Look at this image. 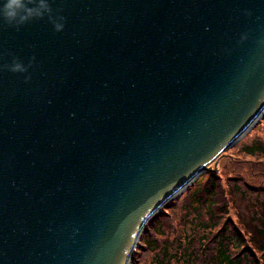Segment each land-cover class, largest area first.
Returning <instances> with one entry per match:
<instances>
[{"label":"water","instance_id":"obj_1","mask_svg":"<svg viewBox=\"0 0 264 264\" xmlns=\"http://www.w3.org/2000/svg\"><path fill=\"white\" fill-rule=\"evenodd\" d=\"M52 4L62 31L0 22V66L36 58L0 67V264H130L263 117L264 0Z\"/></svg>","mask_w":264,"mask_h":264},{"label":"trees","instance_id":"obj_2","mask_svg":"<svg viewBox=\"0 0 264 264\" xmlns=\"http://www.w3.org/2000/svg\"><path fill=\"white\" fill-rule=\"evenodd\" d=\"M239 148L249 158L242 160L246 163L242 169H249L255 176L254 182L232 173L228 176L232 182L225 186L220 172L203 173L181 194L189 209L185 223L181 221L177 231L172 226L171 232L166 233L169 216L160 210L144 228L131 264L143 261V252H152L149 255L155 264H264V115L239 143ZM231 191L240 192L254 207L259 221L256 234L240 228L231 216L227 197ZM179 198L173 201L178 202ZM176 205L172 207L174 210ZM203 217V221H197ZM187 225L192 227L189 233ZM164 236L166 239L160 241Z\"/></svg>","mask_w":264,"mask_h":264},{"label":"rangeland","instance_id":"obj_3","mask_svg":"<svg viewBox=\"0 0 264 264\" xmlns=\"http://www.w3.org/2000/svg\"><path fill=\"white\" fill-rule=\"evenodd\" d=\"M247 136H248V134L246 136H244L243 138H241L236 144L232 145L227 150L223 151L222 154H220V156L210 164L211 168H213V169L216 168V171L220 172L219 174L222 175L221 179L223 181V185H225V186H228L232 182L228 178V176L231 175L232 173H235V174L239 173V175L243 176L245 179L247 178L248 181L254 182L253 179L255 176L251 175L249 169H247V168L242 169L244 167V165L246 164L242 160H246L249 158L244 153H242L241 149L239 148V143ZM215 164H216V166H215ZM187 189H185L183 192H185ZM182 193H180V194L174 196L173 198L169 199L167 201V203L162 208L159 209V211L162 210V214L165 213V216L166 215L169 216V217H167L168 219H166L167 223H165L166 233L171 232L170 230H171L172 226L174 228H176L175 231H177V227L179 226L180 222L182 221L184 224L186 219L188 218L187 214H188L189 209L187 206V200L182 198L183 197V195L181 196ZM253 195H255V194H253ZM177 197L178 198L180 197L178 199V202H176V200L173 201ZM227 197L229 199L228 201H229V205H230L231 216L235 219V221H237L240 228L242 227L243 229L248 230V232L252 231L256 234V230H257L256 227L258 228L259 221L255 217L254 207L249 203V201L247 199L246 200L243 199V197H245V196L242 195L240 192H232L231 191V194L228 193ZM175 204H177V205H176V208L174 210L172 207ZM155 215H153L152 218L155 217ZM192 216H194V215H191L190 217H192ZM204 218L205 217L197 218V221L201 222V221H203L202 219H204ZM205 222H207V220L204 221V223ZM147 224H149V222ZM191 228L192 227H189L187 225L188 233L190 232ZM166 237L164 236L163 238L160 239V241H163L164 239H166ZM255 238H260V237L258 235H255ZM144 254H145V252H143V254H142L143 255L142 257H144V259L142 258L143 261H141V260L136 261L134 264H155L154 258L151 257L152 252H149V254H151V255H149L148 252L145 255Z\"/></svg>","mask_w":264,"mask_h":264},{"label":"clouds","instance_id":"obj_4","mask_svg":"<svg viewBox=\"0 0 264 264\" xmlns=\"http://www.w3.org/2000/svg\"><path fill=\"white\" fill-rule=\"evenodd\" d=\"M53 13L52 0H0V22L17 29L33 20L43 19L47 15L56 31L64 30L66 17L62 13V8L57 6L56 14ZM35 63V56L25 63L20 57L13 55L11 63L0 67L23 73L24 79L28 81L32 76L30 68Z\"/></svg>","mask_w":264,"mask_h":264},{"label":"bare ground","instance_id":"obj_5","mask_svg":"<svg viewBox=\"0 0 264 264\" xmlns=\"http://www.w3.org/2000/svg\"><path fill=\"white\" fill-rule=\"evenodd\" d=\"M263 113H264V112H263ZM237 142H238V141H237ZM237 142H236V143H237ZM236 143H235V144H236ZM182 192H183V191H182ZM182 192H181V193H182ZM172 198H173V197H172ZM166 203H167V202H166ZM138 243H139V241H138L137 243H135V246H134V248H133V250H132V254H133V252L136 250V248H137V246H138ZM130 264H131V263H130Z\"/></svg>","mask_w":264,"mask_h":264}]
</instances>
